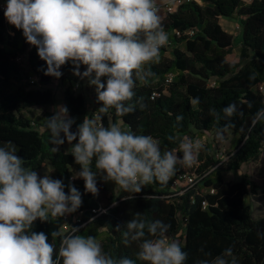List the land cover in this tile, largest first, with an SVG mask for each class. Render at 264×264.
I'll return each instance as SVG.
<instances>
[{"label": "trees", "instance_id": "obj_1", "mask_svg": "<svg viewBox=\"0 0 264 264\" xmlns=\"http://www.w3.org/2000/svg\"><path fill=\"white\" fill-rule=\"evenodd\" d=\"M221 18L239 19L241 49L236 62L227 60L232 53L233 37L222 28ZM161 22L172 47L160 50V62L151 65L154 76L147 85L137 81L133 102L143 98L145 107L137 104L134 112L123 117L117 116L115 109L101 114L95 90L93 111L102 117L104 126L118 123L123 129L158 139L162 151L178 149V143L167 139L169 135L195 140L203 132H231L237 140L228 160L219 164L209 159L199 163V169L189 172L207 173L197 187L174 195L170 191L172 181L183 172L176 168L167 184L154 182L140 193L132 194V198L99 177L98 195L86 192L82 178L72 179L80 171L74 157L63 149L53 151L45 126V118L53 113L32 117L26 111L53 105L56 99L50 85L60 82L66 86L63 101L76 121L72 126L75 131L86 116L87 101L85 94L73 87L75 82L82 84L87 79L73 74L71 62L61 67V77L45 75L47 64L38 56L37 48L26 42L22 29L9 24L1 11L0 142L12 141L17 146L16 154L35 171L49 162L53 179H62L66 186L71 182L79 190L82 204L75 213H81V222L86 223L80 227L79 234L95 236L106 253L136 260L138 243L126 246L122 233L126 222L141 213L144 218L160 219L170 225L167 236L188 253L185 264L211 259L229 247L237 264H264V217L254 218L245 203L251 182L246 175L234 183L223 179L224 173L240 170L264 153V121L252 125L253 116L264 108V0L193 1L166 15ZM190 30L194 31L192 36L184 35ZM175 31L181 35L177 36ZM182 43L184 48L180 47ZM22 57L26 59L28 71L18 60ZM79 70L82 73L86 66L81 65ZM169 73L174 74V80L165 94L162 83ZM24 75L37 76V85L24 83ZM232 103L237 105L238 113L226 118L223 109ZM210 109H215L220 119L211 115ZM177 115L183 117L179 126ZM207 189H214V193ZM262 194L264 197V190ZM169 195L174 196L170 199ZM93 210L101 213L97 215ZM117 225L121 226L120 230L116 229ZM61 228V218L50 217L48 222L35 221L31 230L44 232L58 253L60 238H53L51 233L62 231ZM137 264L144 262L137 260Z\"/></svg>", "mask_w": 264, "mask_h": 264}, {"label": "clouds", "instance_id": "obj_2", "mask_svg": "<svg viewBox=\"0 0 264 264\" xmlns=\"http://www.w3.org/2000/svg\"><path fill=\"white\" fill-rule=\"evenodd\" d=\"M4 16L37 48L47 64L45 75L59 78L62 66L74 65L73 74L95 87L99 113L115 109L123 117L137 104L145 107L143 98L133 102L137 81L149 83L154 76L151 65L160 62V50L169 40L157 0H7ZM81 65L86 66L82 73ZM237 113L235 103L223 109L226 118ZM210 114L220 119L215 109ZM101 119L85 117L72 131L76 121L63 105L45 118L53 151L58 152L65 141L71 145L69 153L80 166L72 179L82 178L85 191L94 196L99 193L98 177L129 193V198L154 182L167 184L178 164L193 167L204 148L198 139L169 135L178 149L162 151L160 141L151 135L136 134L118 123L104 126ZM182 120L177 115V126ZM260 121L264 108L253 116L252 125ZM17 151L12 141L0 142V264H137V260L185 264L188 253L168 238L170 225L141 213L126 222L122 233L126 246L138 243L136 260L106 253L95 236L79 234L75 226L68 232L52 231L53 238H60L57 253L48 236L32 231V226L37 220L48 222L50 217L75 213L82 204L81 193L71 182L66 186L62 179L41 177ZM197 264H237V260L229 247Z\"/></svg>", "mask_w": 264, "mask_h": 264}, {"label": "rangeland", "instance_id": "obj_3", "mask_svg": "<svg viewBox=\"0 0 264 264\" xmlns=\"http://www.w3.org/2000/svg\"><path fill=\"white\" fill-rule=\"evenodd\" d=\"M161 20L165 17L163 13H159ZM7 20V19H6ZM220 24L222 28L232 35L233 37V47L232 53L227 57L229 62H236L239 58V53L241 49L240 44V22L239 19H220ZM181 48H184V44L180 45ZM170 53L167 52L166 56H169ZM22 67L28 71V66L25 57H22L21 61ZM80 84V88L77 92H83L86 97V114L89 115L93 106H94V92L95 89L90 87L86 81H82ZM52 90L54 91L56 102L53 105L47 107H34L29 111H26V114L32 117H38L44 112H49L54 114V109L56 106L63 105V97H64V90L66 88L65 85L61 84L60 82H55L54 84L50 85ZM218 133L220 134L218 136ZM222 137V138H221ZM198 139L201 144L204 146L203 150L199 153L198 162L191 168L184 167L182 165H177V168L181 171L185 172H193L194 170L199 169L198 164L206 162L209 159L218 163H222L228 160L229 155L232 154L235 150L236 140L237 137L233 135L229 131H209L203 132L200 134V138ZM71 145L68 143H64L59 147V149H63L65 152L69 153ZM178 155L182 156V153L178 152ZM201 157V158H200ZM52 170V166L49 162H45L42 167L37 171L38 174L43 177L45 174L50 175ZM246 175L251 182L249 187V194L245 197V203L248 204L251 208L252 216L256 219L264 217V197L262 191L264 190V153H262L259 159L255 162H250L248 164H244L240 170L233 171V172H226L223 175L224 181L227 182H237L241 180V178ZM182 185H184L182 183ZM176 190H172L174 193ZM179 191V190H177ZM207 192V190H205ZM174 195H169L168 197H173ZM171 199V198H170ZM170 201V200H169ZM61 230L63 232H68L70 229L68 227H62ZM100 241V240H99Z\"/></svg>", "mask_w": 264, "mask_h": 264}, {"label": "built area", "instance_id": "obj_4", "mask_svg": "<svg viewBox=\"0 0 264 264\" xmlns=\"http://www.w3.org/2000/svg\"><path fill=\"white\" fill-rule=\"evenodd\" d=\"M193 1H198V0H163L162 2L157 1L158 4V8H159V13H163L165 16L169 15V14H173L175 12H177V10L179 9V7H181L182 5L186 4V3H190ZM246 2H249L251 0H244ZM6 2L7 0H0V11L4 14L5 11V7H6ZM6 19V18H5ZM175 34L177 36H180L181 33L179 31H175ZM194 34L193 30L190 31H186L184 33V35H188V36H192ZM172 47L171 43L168 42V44L165 46L166 49H170ZM18 60L22 61V58H19ZM23 82L27 83L30 86H36L37 85V81H38V77L35 75H30V76H23ZM174 80V74L169 73L166 74L162 85L164 86V90L163 92L165 94H167V88L168 86L173 82ZM214 84V82L210 83V85L212 86ZM74 90L77 91L80 88V84L78 82L74 83ZM94 100V99H93ZM98 112L93 111V108L91 110V112L88 114H86L85 117L88 118H93V117H97ZM84 117V118H85ZM83 118V120H84ZM100 122L102 123V121L100 120ZM207 173H205L204 175H198V174H190L189 172H180L175 179H173L172 181V186L170 191L172 190H176L174 192V195H182L184 194L186 191L190 190V189H194L195 187L198 186V184L200 183L201 179L206 176ZM182 183L184 185H182ZM179 190V191H177ZM210 193H214V189H207ZM207 206V203L204 201L203 202V207L205 208ZM94 213H97L96 210H93ZM101 213V211L99 212ZM97 213V215L99 214ZM61 224L62 227H68L69 229L72 226L75 227H82L83 225H85L86 223H82L81 222V213H72L69 215H66L64 217H61Z\"/></svg>", "mask_w": 264, "mask_h": 264}, {"label": "crops", "instance_id": "obj_5", "mask_svg": "<svg viewBox=\"0 0 264 264\" xmlns=\"http://www.w3.org/2000/svg\"><path fill=\"white\" fill-rule=\"evenodd\" d=\"M157 1L162 2L163 0H157ZM6 21H7V20H6Z\"/></svg>", "mask_w": 264, "mask_h": 264}]
</instances>
